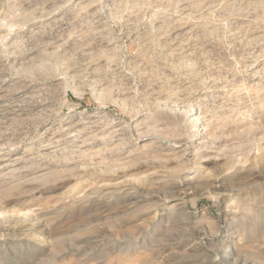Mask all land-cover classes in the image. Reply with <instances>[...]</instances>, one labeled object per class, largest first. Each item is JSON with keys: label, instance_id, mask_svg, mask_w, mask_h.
<instances>
[{"label": "rangeland", "instance_id": "obj_1", "mask_svg": "<svg viewBox=\"0 0 264 264\" xmlns=\"http://www.w3.org/2000/svg\"><path fill=\"white\" fill-rule=\"evenodd\" d=\"M0 98V264H264V0H0Z\"/></svg>", "mask_w": 264, "mask_h": 264}, {"label": "bare ground", "instance_id": "obj_2", "mask_svg": "<svg viewBox=\"0 0 264 264\" xmlns=\"http://www.w3.org/2000/svg\"><path fill=\"white\" fill-rule=\"evenodd\" d=\"M3 97H4V96H3ZM3 97H2V99H4ZM0 100H1V98H0ZM225 236H226V235H225ZM213 264H214V263H213Z\"/></svg>", "mask_w": 264, "mask_h": 264}]
</instances>
